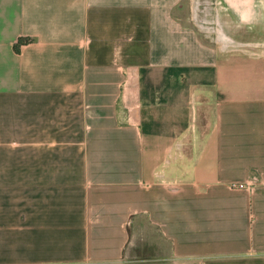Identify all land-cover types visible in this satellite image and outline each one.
I'll list each match as a JSON object with an SVG mask.
<instances>
[{"label":"crops","instance_id":"crops-1","mask_svg":"<svg viewBox=\"0 0 264 264\" xmlns=\"http://www.w3.org/2000/svg\"><path fill=\"white\" fill-rule=\"evenodd\" d=\"M182 1L0 0V264H264V0Z\"/></svg>","mask_w":264,"mask_h":264},{"label":"rangeland","instance_id":"rangeland-1","mask_svg":"<svg viewBox=\"0 0 264 264\" xmlns=\"http://www.w3.org/2000/svg\"><path fill=\"white\" fill-rule=\"evenodd\" d=\"M224 3L222 0H183L180 4V8L182 11L180 16H182V19H188L190 20V24L192 26L196 25V30L198 31V28L203 26L207 32L212 37L215 36L214 28H216V23L221 24L222 22H227V17L223 16V13H220V8L222 4ZM224 6V4H223ZM216 11H218L216 15ZM201 29V28H199ZM199 36H202L201 33L198 31Z\"/></svg>","mask_w":264,"mask_h":264},{"label":"built area","instance_id":"built-area-1","mask_svg":"<svg viewBox=\"0 0 264 264\" xmlns=\"http://www.w3.org/2000/svg\"><path fill=\"white\" fill-rule=\"evenodd\" d=\"M237 187L240 189L247 188V186H243V185H238Z\"/></svg>","mask_w":264,"mask_h":264}]
</instances>
